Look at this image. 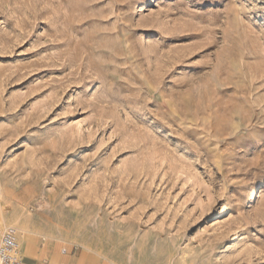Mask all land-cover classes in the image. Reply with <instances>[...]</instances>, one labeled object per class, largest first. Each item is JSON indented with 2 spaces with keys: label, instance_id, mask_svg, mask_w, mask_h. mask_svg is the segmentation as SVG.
<instances>
[{
  "label": "rangeland",
  "instance_id": "obj_1",
  "mask_svg": "<svg viewBox=\"0 0 264 264\" xmlns=\"http://www.w3.org/2000/svg\"><path fill=\"white\" fill-rule=\"evenodd\" d=\"M1 227L75 264H264V0H0Z\"/></svg>",
  "mask_w": 264,
  "mask_h": 264
},
{
  "label": "built area",
  "instance_id": "obj_2",
  "mask_svg": "<svg viewBox=\"0 0 264 264\" xmlns=\"http://www.w3.org/2000/svg\"><path fill=\"white\" fill-rule=\"evenodd\" d=\"M0 264H22L18 235L12 227L0 228Z\"/></svg>",
  "mask_w": 264,
  "mask_h": 264
},
{
  "label": "crops",
  "instance_id": "obj_3",
  "mask_svg": "<svg viewBox=\"0 0 264 264\" xmlns=\"http://www.w3.org/2000/svg\"><path fill=\"white\" fill-rule=\"evenodd\" d=\"M62 253L64 254V251ZM21 258L22 264H75L78 261L77 259H79V257L75 259L63 258L54 249H41L36 251L34 255L29 256L21 254ZM82 264H86V260Z\"/></svg>",
  "mask_w": 264,
  "mask_h": 264
},
{
  "label": "bare ground",
  "instance_id": "obj_4",
  "mask_svg": "<svg viewBox=\"0 0 264 264\" xmlns=\"http://www.w3.org/2000/svg\"><path fill=\"white\" fill-rule=\"evenodd\" d=\"M21 230V229H20ZM23 236V235H22ZM24 242V241H23ZM25 242H27V241H25ZM30 244H32V243H30ZM26 248V247H25ZM30 250V249H29ZM57 250H59V249H57ZM24 251V250H23ZM31 251H35L33 248H32V246H31ZM30 251V252H31ZM35 254V253H34ZM63 254V253H62ZM51 258V257H50ZM58 258H60V257H58ZM65 258V257H64ZM55 259V258H54ZM80 260V259H79ZM84 261V260H83ZM77 263H78V261H77Z\"/></svg>",
  "mask_w": 264,
  "mask_h": 264
}]
</instances>
